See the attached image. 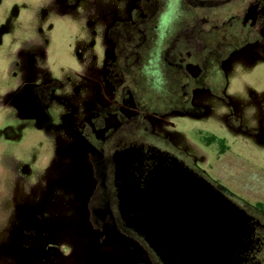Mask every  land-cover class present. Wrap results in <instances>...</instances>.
<instances>
[{
    "label": "flooded vegetation",
    "instance_id": "flooded-vegetation-1",
    "mask_svg": "<svg viewBox=\"0 0 264 264\" xmlns=\"http://www.w3.org/2000/svg\"><path fill=\"white\" fill-rule=\"evenodd\" d=\"M160 1L133 0L132 10L145 13L143 9L147 7V11H150L148 14L151 15L148 23H151L160 12ZM130 2L131 0L127 15L114 16L109 25L117 18L129 16ZM183 2L186 8L185 20L174 30L159 55L170 63L166 66L167 74H177L180 81L176 87L183 90L179 107H207L210 111V107L201 103L199 98L212 94L224 99L215 94V91L228 97L226 71L235 60L241 59L249 63L264 60L260 58L264 55V0ZM109 25L105 31L106 50L102 59L103 86L89 81L87 73L80 72L82 75L77 73L63 79L56 76L41 62L45 52L37 47L34 50L23 47L20 51H24V54L18 53L13 62V69L19 77L16 85L5 94V103L11 106L21 120L29 119L47 133L51 129L64 130L68 138L61 142L57 139L54 154L51 152L48 161L51 170L45 182H35L30 187L21 184L12 187L10 179L7 180L9 198L4 207L0 208V262L264 264V208L258 204L251 206L239 202L228 189L213 182L214 189L236 203L247 216V230L240 234L237 245L229 250L209 249V253L222 251L227 254V259L220 261L219 258H212L211 263H202L198 259L189 263L182 262L172 247L162 246L151 234L131 221L130 216H134V212L128 216L118 174L117 155L120 152L131 148L139 150L142 168L137 175L141 181L147 178L151 167L168 165L172 158L189 165L159 143L147 138H135L130 133L123 135L129 131L144 129L147 137L153 136L156 139L159 136L157 122L171 114V107L155 108L148 103L130 105L127 107L131 110L129 114L132 120L127 118L126 122L122 116V105L106 103L109 84L107 65L108 60L113 58L108 55ZM230 28L239 36L242 31L247 32L246 40L237 46V42L225 39L224 32L231 34ZM149 35L151 36L150 28L146 39L147 47L150 46ZM225 62H229L228 67ZM208 63L219 64L217 73H221L223 77L221 87L214 88L215 91L212 92L198 91L203 84L212 87L208 78L201 75L204 64L209 66ZM171 66L173 68L170 69ZM228 103L231 106L232 100L229 99ZM111 107L117 108L114 109L115 112L108 110ZM124 121L129 123V128L123 127ZM162 139L167 140L166 137ZM18 170L20 175L29 177L34 169L23 163ZM195 172L201 174L197 170ZM142 184L145 185L144 182ZM173 196L180 200V206L176 210L179 217L187 209L182 205V194L168 193L167 204L170 205ZM168 212L171 216V209ZM157 219L153 214L152 221ZM182 221L184 234L189 226L190 230L194 229L193 222L187 224V221ZM179 222L176 225L177 233L182 229L179 228ZM203 249H194L190 254L198 251L202 254Z\"/></svg>",
    "mask_w": 264,
    "mask_h": 264
},
{
    "label": "rangeland",
    "instance_id": "rangeland-1",
    "mask_svg": "<svg viewBox=\"0 0 264 264\" xmlns=\"http://www.w3.org/2000/svg\"><path fill=\"white\" fill-rule=\"evenodd\" d=\"M128 3L129 0H0V208L9 198L7 180L10 179L12 187L45 182L57 139L61 142L68 138L64 130L51 129L47 133L33 121L21 120L5 103V94L19 77L13 69L17 54H24L20 51L23 47L40 48L45 52L41 62L56 76L63 79L87 73L89 81L103 86L105 31L114 16L127 15ZM160 4L158 16L150 23V46L142 66L138 67L139 73L134 76V86L142 94V103L170 108L180 104L171 94L179 79L174 81L167 74L166 66L170 63L159 52L162 54L174 30L185 20L186 8L183 0H161ZM230 29V35L224 32L225 39L237 42V46L246 40L247 32L242 31L239 36ZM208 65L207 81L219 89L223 77L215 65ZM226 72L227 93L234 108L229 101L208 94L199 98L210 107L206 116L166 115L157 122L156 139L147 137L144 129L123 135L130 133L169 148L211 182L228 189L239 202L261 205L264 204V144L231 129L226 120L233 110L251 127H258L264 120V60L249 63L238 59ZM210 135L222 141L211 142ZM23 163L34 169L31 176L20 175L18 169Z\"/></svg>",
    "mask_w": 264,
    "mask_h": 264
},
{
    "label": "water",
    "instance_id": "water-1",
    "mask_svg": "<svg viewBox=\"0 0 264 264\" xmlns=\"http://www.w3.org/2000/svg\"><path fill=\"white\" fill-rule=\"evenodd\" d=\"M140 155L137 148L117 155L125 209L128 216L134 212V216H130L131 221L162 246L172 247L182 262L198 259L202 263H211L212 258L227 259V254L222 251L209 253V249L229 250L237 245L240 234L247 230L246 213L221 191L214 189L213 183L204 175L176 158L170 159L168 165L151 167L147 178L141 181L137 175L142 168ZM170 192L183 195L182 205L187 211L179 217L176 213L180 206L179 198L173 196L170 205L166 203ZM153 214L158 218L155 222L152 221ZM182 220L187 224L193 222L194 229L190 230L189 226L184 234ZM178 221L179 228H182L180 233L176 232ZM191 248L204 249L202 254L199 251V254H190L194 251L189 250Z\"/></svg>",
    "mask_w": 264,
    "mask_h": 264
},
{
    "label": "trees",
    "instance_id": "trees-1",
    "mask_svg": "<svg viewBox=\"0 0 264 264\" xmlns=\"http://www.w3.org/2000/svg\"><path fill=\"white\" fill-rule=\"evenodd\" d=\"M132 8L133 0H131L129 5L131 12L129 16L115 19L114 22L109 25L107 34V39L110 43L108 55L113 56V58L108 60L107 65V80L109 84L107 92L108 99L106 100V103H112L114 106H116V104L122 105V116L126 122L127 118L132 120V116L129 114L131 110L128 107L130 105L140 106V103H142L140 101L142 94L137 93L135 90L134 76L139 73L138 67L143 64V57L145 55V51L147 50L146 39L148 37L150 27V23L148 22L151 17V15L148 14L150 11H147V7L143 9L146 11L145 13H139L132 10ZM238 55H242V53H238ZM260 58L264 59V55L260 56ZM228 64L229 62H225L226 67H228ZM213 65H215L216 70L219 71V64L215 63ZM221 65L222 67H225L223 63H221ZM207 68V64H204L203 71H201V75H204V78H208ZM168 75H170L171 79L174 81L178 80L177 74L168 73ZM178 84H180V81ZM182 91L183 90L180 87V89H176L171 93L175 101L181 102L183 97ZM198 91L212 92L215 91V89L209 85L203 84L202 87L198 88ZM215 94L229 101V98L224 93L215 91ZM196 95L198 97V94ZM114 109L117 108L111 107V109L108 110L110 112H115ZM170 112L172 114L202 117L209 113V109L207 107L184 109L179 107V105H176L171 107ZM234 120L237 121V123H235ZM226 121L227 125L231 129L245 135L253 136L259 143L264 144V120L260 122L258 127H250L244 124L241 117L233 110V112L228 115ZM126 122L124 121L123 127L129 128V123ZM210 138L211 142L222 141L212 137L211 135ZM222 149H224V147H222ZM263 205L264 204L262 203L260 206Z\"/></svg>",
    "mask_w": 264,
    "mask_h": 264
}]
</instances>
